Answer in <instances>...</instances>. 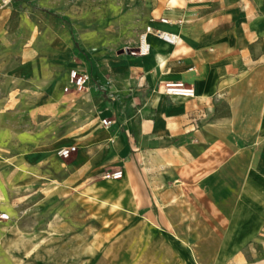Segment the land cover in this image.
Listing matches in <instances>:
<instances>
[{
  "label": "crops",
  "instance_id": "1",
  "mask_svg": "<svg viewBox=\"0 0 264 264\" xmlns=\"http://www.w3.org/2000/svg\"><path fill=\"white\" fill-rule=\"evenodd\" d=\"M200 1L185 0L149 26L177 35L179 43L172 47L147 36L149 54L137 56L131 69L132 93L106 111L101 122L111 126L101 124L106 132L81 147L92 164L86 162L69 180L82 181L87 211L90 196H98L91 192L111 183L113 211L137 214L153 233H167L168 242L177 237L172 243L178 246L196 245V231L209 229L208 244L217 246L210 248L213 264H248L245 247L264 235V16L200 13ZM176 81L192 85L195 97L166 96L163 85ZM10 124L0 122L3 128ZM4 160L3 166L12 161L21 167L0 170V210L11 219L22 191L58 189L26 171L46 160L36 150ZM104 168L122 170L123 178L103 180ZM11 228L0 246L22 239L18 227ZM49 228L71 227L56 218ZM187 230L195 232L190 236ZM180 250L179 259L206 264L201 252Z\"/></svg>",
  "mask_w": 264,
  "mask_h": 264
},
{
  "label": "rangeland",
  "instance_id": "2",
  "mask_svg": "<svg viewBox=\"0 0 264 264\" xmlns=\"http://www.w3.org/2000/svg\"><path fill=\"white\" fill-rule=\"evenodd\" d=\"M170 1L0 0V114L8 115L0 122L11 123L9 128L0 126V161L36 150L46 160L26 171L58 187L42 185L41 191L21 192L19 203L11 207L15 211L11 221L0 225V238L15 226L22 239L2 243L0 264H200L179 259L181 247L201 252L206 264L215 262L210 248L217 246L208 244L209 229L196 231V245L178 246L172 243L179 242L177 237L170 235L168 242L167 233L160 229L153 233L137 214L113 211L111 183L91 192L98 196H90L87 211L82 181L69 180L89 161L81 147L106 132L101 127L106 111L118 108L121 96L132 93L131 69L141 36L166 10L185 0ZM197 4L200 13L264 16V0ZM72 71L89 76L80 91L70 85ZM87 127H96L97 132H86ZM71 145L77 152L60 157L58 151ZM94 154L89 152L90 157ZM10 164H0V170H8ZM115 171L104 168L99 175L110 181L108 175ZM28 186L33 188L32 181ZM56 218L71 228L50 229ZM194 232L186 231L190 236ZM245 249L248 264H264V235Z\"/></svg>",
  "mask_w": 264,
  "mask_h": 264
},
{
  "label": "built area",
  "instance_id": "3",
  "mask_svg": "<svg viewBox=\"0 0 264 264\" xmlns=\"http://www.w3.org/2000/svg\"><path fill=\"white\" fill-rule=\"evenodd\" d=\"M165 21V20H164ZM150 34H154L164 43L170 45V46H176L179 43V37L177 35L167 33V32H161L154 30L151 27H148L145 31V33L141 36L140 41H146L147 36ZM150 48L147 50L143 49L142 46H139L135 54L138 56H147L149 54ZM194 69L191 68L190 71H193ZM89 81V76L84 73H79L77 71H72L69 75V82L72 87H74L76 90H82L85 86V84ZM68 90V88H67ZM163 91L164 94L168 97L172 98H194L195 97V89L192 85L187 84L182 81H176V82H166L163 85ZM101 124L108 128L111 126L112 122L109 120H103ZM76 151L75 147H64L61 148L58 151V154L62 158H68L72 153ZM123 171L122 170H116L111 175H108L109 178L112 180H120L123 178ZM11 221V217L8 213L3 212L0 210V225H5Z\"/></svg>",
  "mask_w": 264,
  "mask_h": 264
},
{
  "label": "bare ground",
  "instance_id": "4",
  "mask_svg": "<svg viewBox=\"0 0 264 264\" xmlns=\"http://www.w3.org/2000/svg\"><path fill=\"white\" fill-rule=\"evenodd\" d=\"M139 46H142L143 49L147 50L149 48V44L147 43V41H140V45Z\"/></svg>",
  "mask_w": 264,
  "mask_h": 264
}]
</instances>
